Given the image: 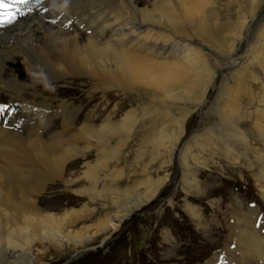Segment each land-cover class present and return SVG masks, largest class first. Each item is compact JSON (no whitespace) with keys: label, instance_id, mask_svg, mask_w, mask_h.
<instances>
[{"label":"bare ground","instance_id":"1","mask_svg":"<svg viewBox=\"0 0 264 264\" xmlns=\"http://www.w3.org/2000/svg\"><path fill=\"white\" fill-rule=\"evenodd\" d=\"M30 2L36 4L30 12L24 6H17L25 14L18 15L14 23L0 28V62L4 65L1 68L2 71L6 70L5 73L12 74L11 78L16 77L11 82L7 74L0 72V92L3 89L19 91L26 86L30 87L31 80L27 73L36 71L38 66L33 67L22 51L25 44L30 48L36 46L34 49L38 51L36 55L39 60L49 68L56 79H64L69 73L77 76L87 74L94 79L96 85L92 91L101 89L105 92L123 84H140L155 88V91L165 90L166 96H163L165 100L162 102H167L168 107L159 109V112L157 106L146 109L144 114L148 113L149 116L147 122L143 121L142 129L148 136L147 142L160 151L165 150L167 154L181 149L186 114L198 109L214 80V73L208 60L194 47L191 40L182 37L180 27L184 22L194 24L201 16H206L204 10L211 0H153L152 8L147 6V0H72L69 12L62 16L51 10L50 0ZM251 2L253 12L248 18L252 23L258 19L257 11L260 10L261 0ZM243 29L238 38L243 36ZM200 31L205 34L206 30ZM248 37L250 31L245 34L244 40ZM257 39L259 43L254 47L260 48L264 44V30ZM45 43L49 45L48 49H45ZM236 47V43L229 47V58H232ZM31 55L33 58L34 54ZM93 57L96 58V63L92 61ZM55 67L59 69L55 70ZM228 67L233 70L234 61L228 63ZM191 72L198 74L195 91L191 90L192 93L188 92L189 94L174 92L176 83H182ZM9 95L14 96L10 99H13L17 106L7 114L0 113V239L6 238V248H2L3 250L17 251L14 264H36L33 247L38 242L43 243L44 238L56 249H63L65 246V241L60 240L61 237L59 239L58 236L67 237L68 241L72 240L76 246L92 242L99 234L109 238L131 212L155 198L165 183L166 180H155V183L146 185L145 195L142 192L143 195L137 193L136 196L124 199L117 198V188L109 186L103 190L99 189L98 185L101 182L106 183V179L111 178V184L120 178L121 170L110 171L109 166L117 159L121 148L135 132L134 128L139 121L137 110L129 111L120 122L115 120L117 113L113 114L111 111L107 113L102 124L97 123L98 119L93 122L86 120L88 123L85 121L81 127L75 128L70 127L73 126L71 119L66 121L73 117V114L70 113L68 103H63L59 106L60 113L68 114L63 117L64 125L70 127L68 130L61 133L59 131L44 141V138L41 139V130L36 129L38 124L35 125L37 131L24 139L19 131V123L23 119L32 122L35 118L43 120V123L44 117H39L33 112L35 109L41 110L43 106L38 104L33 107L29 103L20 106V98L17 100L19 96L12 93ZM176 101L193 103L191 110L180 119H176L171 113L172 109H169V105L175 104ZM0 105H4V101L0 100ZM232 105L235 112L233 115H238L239 105ZM117 107L118 105L115 106V111ZM255 114L252 117L235 118L232 114L230 116L221 113L224 116L221 117L224 124L216 125L212 128L213 132L208 130L201 138L199 136L195 147L199 152L196 155L195 152L192 155L194 144L185 147L184 154L179 157V163L185 168V185L193 191L198 190V177L189 157L207 167L210 161L214 162V157L221 153L233 167H246L264 193V113L258 109ZM92 118H95L94 115ZM245 118L252 120L251 127L242 128L240 121ZM117 137V145L111 147L112 140ZM92 149L97 150L98 155L94 163L86 162L82 173L68 171L77 166L80 158L89 157ZM200 152L208 153L210 159H204V155L203 159L199 158ZM73 163L75 166L71 167ZM66 175H73L74 178L65 179ZM82 178L87 180L90 186L77 190L79 195L88 194L92 200L108 196L118 207L115 215L103 219L94 227L93 232L85 234L83 231L74 233L67 228L78 221V213L89 215V212L96 209L90 210L84 206V209L66 211L64 216H58L43 213L39 206V198L51 182L61 179L69 186ZM241 204L242 202L237 200V211L232 216V242L224 248L225 253L220 256L218 264H264V218L258 222L261 209L255 207L244 212ZM188 207L192 217L201 220V211L190 205ZM11 229L12 233L9 231ZM37 234L43 238L40 239ZM231 243H234V248ZM218 255L208 264L218 260Z\"/></svg>","mask_w":264,"mask_h":264},{"label":"rangeland","instance_id":"2","mask_svg":"<svg viewBox=\"0 0 264 264\" xmlns=\"http://www.w3.org/2000/svg\"><path fill=\"white\" fill-rule=\"evenodd\" d=\"M251 1L211 0L204 10L206 16H201L200 20L194 24L184 22L180 27L182 37L191 40L194 47L210 63L214 80L209 85L198 109L191 110L193 105L191 101H176L175 104L169 105L176 119H180L191 110L189 114H186L185 133L178 152L166 154L167 151H160L156 146L147 142L149 139L143 130V121L147 122L149 116L148 113L144 114L146 109L157 106V112H159V109L168 107L167 102H162L163 99L165 100V90L162 92L140 84L134 86L123 84L105 92L101 89L92 91L96 86L92 77L87 74L77 76L69 73L64 79H56L50 73L49 68H46L39 60L36 55L38 53L35 50L36 46L30 48L24 45L26 48H23L22 52L25 58H28L26 59L33 67L38 66V69H43L56 87L55 93L45 92L39 85L26 86L19 91L18 89L13 91L3 89L0 92V100L4 101V105L7 106L4 114L11 112L17 106L13 103L14 100L10 99L14 97L10 96V93L19 96L17 100L20 98V106L27 103L33 107L42 104L41 110L35 109L33 112L39 117H44L43 123V120L40 121L39 118H35L32 122L23 119L19 123V131L24 139L29 138L35 131L41 130L40 133L43 136L41 139L44 138V141L45 139L47 141L59 131L61 133L70 127H81L86 120L93 122L98 119L97 123L102 124L107 113L111 111L113 114L117 113L115 120L120 122L129 111L137 110L139 121L134 128L135 132L131 139L125 142L117 159L110 161V171L120 169V178L111 184L109 180L111 178L106 179L108 184L101 182L98 185L99 189L103 190L105 187L112 186L113 189H118L117 198L124 199L136 196L137 193L143 195L142 192L145 195L148 183L153 184L156 181L166 180L155 198L131 212L109 238L99 234L92 242L76 246L72 240L68 241L67 237L58 236V238L61 237L60 240L65 241V246L63 249H56L49 240L42 239L43 236L37 234L43 243L38 242L33 247L36 264H208L215 255L219 254L218 260L212 262L218 264L220 256L225 253L224 248L232 242L231 235L234 232L232 216L237 211L235 206L237 200L242 202L244 212L255 207L261 209L258 220L259 223L261 222L264 218V193L247 172L246 167H233L230 161L221 156V153L217 154L214 162L210 161L207 167L194 162L189 157V162L198 177V190L193 191L183 182L185 168L179 163V157L184 154L188 144H194L192 155L194 152L196 155L199 152L198 148L195 149L199 136L201 138L208 130L213 132L212 128L216 125L222 126L224 124L223 118L221 119L224 117L222 115L232 116L235 113L232 104L239 105L238 115H233L235 118L255 116L258 109L264 113V44L260 48L254 47L259 43L257 36L264 30V0H261L260 10L257 11L258 19L252 23L248 18L253 12ZM147 3V6L152 8L153 0H147ZM29 5L24 8L32 9L36 4L30 2ZM242 28H244L243 36L240 35L238 38ZM201 29L206 30L205 34L201 33ZM68 31L71 30L68 29ZM249 31L250 37L244 40L245 34ZM238 39L240 41H237ZM233 43H236L237 47L232 52V58H229V47ZM44 46L48 49L49 45L45 43ZM31 53L34 54L33 58ZM92 61L97 62L94 57ZM233 61L234 69L232 70L229 69L228 63ZM1 66L4 65L0 62V72L5 73L6 70L2 71ZM57 69L59 68L55 67V70ZM5 74L8 80L11 82L14 80L15 76L11 78L12 74L9 72ZM197 77V73H189L182 83L179 81L177 85L175 84L174 92L192 93L191 90L195 91ZM63 103H68L70 107L73 117L66 121L71 119L73 126L64 125L63 117L68 114L67 112L60 113L59 106ZM117 105L119 108L117 107L115 111L114 108ZM13 114H15L14 111ZM240 122L242 128L252 126L250 118H245ZM35 125L39 127L36 128ZM117 143L118 137L112 140L111 147ZM208 156V153L202 152L198 157L209 160ZM96 159H98L97 150L92 149L89 157L80 158L79 165L74 167L73 163L71 167L74 168L68 171L82 173L85 170V163H94ZM71 178H74L73 175L65 176V179ZM49 185L39 198V206L44 211L43 213L64 216L66 211L84 209V206L90 210L96 209L89 212V215L78 213V221L69 225L68 231L74 233L83 231L84 234L93 232L94 227L108 216L115 215L118 209L108 196L92 200L88 194L79 195L77 190H84L90 186V183L83 178L69 186H66L61 179H56ZM189 205L201 211V220L192 217ZM85 228H88L86 229L88 231L84 230ZM262 229L264 233V227ZM9 231L12 233L13 230ZM4 243H6L5 237L0 239V264H14L17 251L9 249L6 252L3 250L6 248ZM231 247L234 248V243H231Z\"/></svg>","mask_w":264,"mask_h":264},{"label":"clouds","instance_id":"3","mask_svg":"<svg viewBox=\"0 0 264 264\" xmlns=\"http://www.w3.org/2000/svg\"><path fill=\"white\" fill-rule=\"evenodd\" d=\"M72 0H50V8L54 13L66 15L71 8ZM31 80V85H39L45 92L55 93L56 87L49 79L43 69L27 73Z\"/></svg>","mask_w":264,"mask_h":264},{"label":"snow or ice","instance_id":"4","mask_svg":"<svg viewBox=\"0 0 264 264\" xmlns=\"http://www.w3.org/2000/svg\"><path fill=\"white\" fill-rule=\"evenodd\" d=\"M29 4L30 0H0V28L14 23L18 15L23 16L25 14L17 6H26ZM28 11L30 12L31 8ZM6 107V105H0V113H3Z\"/></svg>","mask_w":264,"mask_h":264}]
</instances>
